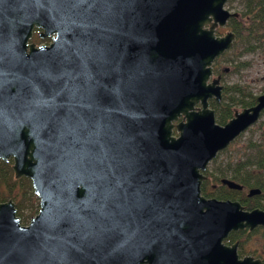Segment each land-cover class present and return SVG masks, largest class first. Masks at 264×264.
<instances>
[{
	"label": "water",
	"instance_id": "water-1",
	"mask_svg": "<svg viewBox=\"0 0 264 264\" xmlns=\"http://www.w3.org/2000/svg\"><path fill=\"white\" fill-rule=\"evenodd\" d=\"M227 1L0 0V160L39 199L27 225L0 202V264H258L222 240L264 210L201 195L264 109L218 124L209 104L236 40L217 33L240 17Z\"/></svg>",
	"mask_w": 264,
	"mask_h": 264
},
{
	"label": "trees",
	"instance_id": "trees-1",
	"mask_svg": "<svg viewBox=\"0 0 264 264\" xmlns=\"http://www.w3.org/2000/svg\"><path fill=\"white\" fill-rule=\"evenodd\" d=\"M240 17L238 19H230V28L236 33L237 42L243 40V49L246 52H253L259 49L264 54V0H244L242 8L238 11ZM40 29L35 28L30 41L37 44L46 42L49 37L39 38ZM234 44V45H235ZM217 65H214L216 70ZM256 96L250 91L245 90L239 85L226 86L223 91L221 103L215 101L210 102V106L215 110V119L218 124H224L233 114L236 107H249L255 103ZM257 162H236L234 164L227 163L225 166L218 165L207 170L209 178L219 181L220 178H228L236 181L245 188L259 187L264 185V150H257ZM208 180L204 181L201 190L209 189L206 185ZM235 190L228 189L226 186L221 188L217 197L234 196ZM13 199L16 206L17 214L23 217L24 209L28 207L27 202L31 203V199H36L31 181L29 178L22 177L14 179L11 169V161L5 163L0 160V202L7 199ZM263 194L256 196L253 200L254 205L264 208ZM251 203V205H253ZM250 204L248 206H251Z\"/></svg>",
	"mask_w": 264,
	"mask_h": 264
},
{
	"label": "rangeland",
	"instance_id": "rangeland-1",
	"mask_svg": "<svg viewBox=\"0 0 264 264\" xmlns=\"http://www.w3.org/2000/svg\"><path fill=\"white\" fill-rule=\"evenodd\" d=\"M243 1L228 0L225 7L231 11H239L243 6ZM229 21L227 26L218 29V34H224L226 31L232 30ZM50 42L51 38L49 37L48 41L36 44L48 45ZM243 43V40L237 42V45L234 43L235 45L233 44L230 50L216 58L214 65L216 64L217 68L214 70V75H222V83L225 87L236 84L256 95L264 93V54L259 49L253 52H246L243 49ZM226 67L228 71L224 72ZM234 109H242V107ZM257 150H264V114L254 125L231 142L228 147L219 152L208 164L207 169H212L218 165L225 166L227 163L249 162V159H254L258 156ZM212 182L217 184L219 181L213 180ZM203 184L204 182L201 187ZM30 202V204L29 202L26 203L28 207L24 209L23 217L16 212L22 225H27L30 217L34 216L39 210V199L37 197L36 199H31Z\"/></svg>",
	"mask_w": 264,
	"mask_h": 264
},
{
	"label": "flooded vegetation",
	"instance_id": "flooded-vegetation-1",
	"mask_svg": "<svg viewBox=\"0 0 264 264\" xmlns=\"http://www.w3.org/2000/svg\"><path fill=\"white\" fill-rule=\"evenodd\" d=\"M253 94L257 98V96L262 95L264 93H261L258 95H256L255 93H253ZM256 98H255V103H256ZM211 101H215V100L210 99L209 104ZM254 104H252V105H254ZM263 114H264V109L261 111L260 116L257 119V121L260 119V117ZM256 122H254L252 125H254ZM259 160L260 159L256 156L254 159H249V162H257ZM207 168H208V166H207ZM207 170L208 169H206V171L204 172V174L206 175V179L204 181L208 180V183L206 185L209 187V189L201 190L202 196H204L207 199L216 198L218 200L237 201L240 203V205L243 207L244 210H252L254 208H260V209L264 210V208L259 207L257 205H254V203H253V200H256V196H259L262 194L264 196V185H263V188L254 187V188H258L260 190L259 194L249 196L248 193H249L250 189H252L253 187L252 188H245L242 186V188L240 190L231 189L232 191L233 190L237 191V193L234 196H228V197H223V198L217 197L216 194H218L219 191H221V188L223 186L225 187L226 185H223L221 183L222 178L219 179V182L217 184L212 182L213 179L209 178V176L207 174ZM227 188L230 189L229 187H227ZM262 199H264V198H262ZM251 203H253V205H251ZM249 204L251 206H248ZM222 244L225 246L234 245L235 250H236V254H237V257L239 260L245 259V258H250L251 262H253V263L264 264V225L263 224L258 223L257 225H255L252 228L245 226L244 228L232 230L222 240ZM194 263H198V261H194Z\"/></svg>",
	"mask_w": 264,
	"mask_h": 264
},
{
	"label": "bare ground",
	"instance_id": "bare-ground-1",
	"mask_svg": "<svg viewBox=\"0 0 264 264\" xmlns=\"http://www.w3.org/2000/svg\"><path fill=\"white\" fill-rule=\"evenodd\" d=\"M42 39H44V38H42ZM220 152H221V151H220ZM217 154H218V153H217ZM216 156H217V155H216ZM213 159H214V158H213ZM213 159H212V160H213ZM212 160H211V161H212ZM211 161H210V162H211Z\"/></svg>",
	"mask_w": 264,
	"mask_h": 264
}]
</instances>
